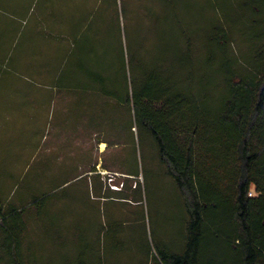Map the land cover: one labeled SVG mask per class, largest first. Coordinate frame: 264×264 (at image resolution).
I'll return each mask as SVG.
<instances>
[{
    "label": "trees",
    "instance_id": "trees-1",
    "mask_svg": "<svg viewBox=\"0 0 264 264\" xmlns=\"http://www.w3.org/2000/svg\"><path fill=\"white\" fill-rule=\"evenodd\" d=\"M129 1L99 0V7L93 5L87 11H76L75 4L66 1L61 10H66L70 22L63 33L93 36V29L104 19L100 11L115 8L114 22L106 31L110 41L107 43L104 32L100 63L95 59V68L86 72L92 85L88 89L125 104L129 109L127 128L132 131L135 126L138 131L143 127L155 142L164 172L174 180L186 211V246L177 252L159 250L158 257L153 255L151 260L120 259L116 251L121 243L119 229L111 231L106 255V234L90 243L80 218L75 222L78 233L73 256L68 257L66 250V256L57 260L54 256L29 258L24 256L22 243L24 209L10 203L0 222L2 264H199L196 252L204 227L212 228L227 247L229 259L224 264H264V0H205L220 24L201 14L199 22H193L196 13L191 15L192 10L187 23L175 10L167 23L170 16H165L169 11L164 8L169 0H151L159 7L146 5L149 23L145 30L140 21L129 25ZM53 2L41 9L43 22L50 24L47 34L60 8ZM236 34L246 43V51L235 47ZM196 38L204 48L201 56L196 55ZM148 40L147 45L142 42ZM163 50L167 55L175 50L178 57V88L162 85L158 82L162 78L155 77L157 70L167 75V58L158 63L164 68L153 66L155 55ZM107 55L113 58L108 60ZM68 79L73 84L70 75L61 85ZM184 82L187 92L182 88ZM56 187L33 195L28 202L40 203ZM134 201L140 203L141 197L134 196ZM10 218L14 220L8 227ZM150 253L148 247L147 256Z\"/></svg>",
    "mask_w": 264,
    "mask_h": 264
},
{
    "label": "rangeland",
    "instance_id": "rangeland-1",
    "mask_svg": "<svg viewBox=\"0 0 264 264\" xmlns=\"http://www.w3.org/2000/svg\"><path fill=\"white\" fill-rule=\"evenodd\" d=\"M17 1L0 0V222L8 204L24 209L21 216L24 256L35 259L53 256L61 259L66 256V250L68 257L73 256L78 233L75 222L81 219L82 227L88 229L90 243H97V239L102 240L106 234V255L114 227L119 229L121 243L116 251L120 259L151 260L153 255L158 257L159 250L183 251L186 211L174 180L164 172L155 142L148 138L145 128L138 131L135 126L132 131L127 128L129 109L125 104L105 98L96 89L94 92L88 89L92 85L86 72L94 67L95 59L100 63V40L104 39V32L107 43L110 41L106 31L114 22L115 8L109 6L100 11L105 22L101 20L102 25L93 29V36L98 40L90 33L75 37L61 32V51L55 38L47 39L41 33L40 37H33L30 32L29 29L37 28L38 10L53 1L63 9L67 1L72 6L75 4L76 11H87L93 5L99 7V0H78L77 3L76 0H40L28 15L24 13L27 12L24 5L32 0ZM151 2L129 1L130 26L140 21L145 24L142 28L148 29L146 5L159 7ZM167 9L169 14L165 16H170L165 20L167 23L174 10L186 23L191 10V15L196 13L193 22L197 23L200 14L206 20L216 15L205 0H185L184 3L169 0L164 11ZM41 22L42 18L40 28ZM213 22L220 24L216 18ZM9 24L16 31L10 29ZM122 24L119 17V25ZM112 34L115 36L114 32ZM234 36L238 41L235 47L246 51V43L240 42L237 34ZM37 40L40 53L36 48ZM142 42L147 45L150 40ZM154 42L152 39V44ZM23 44H28L29 48ZM195 45L196 55H203L204 48L197 38ZM141 53L138 49V54ZM157 53L153 66L160 65L158 63L165 58L168 63L164 69L167 75L157 70L155 77L162 78V82L158 81L162 85L168 83L178 88L181 82L175 80L179 71L175 50L169 55L164 50ZM17 63L22 64L25 72L27 67L32 71L34 65L40 64V82L30 71L26 75L16 72L14 64ZM162 68L158 66L159 70ZM49 71L57 72V79L63 78L58 83L71 75L72 87L50 86L52 73ZM182 88L187 92L185 82ZM101 140L107 145L102 150ZM61 183L65 188L56 187ZM55 187L40 203L28 202L33 195ZM133 194L141 197L140 203L134 201ZM13 220H8V227ZM45 225L47 232L41 234ZM212 231L204 227L196 252L199 264H224L229 259L227 247ZM148 247L151 253L147 256Z\"/></svg>",
    "mask_w": 264,
    "mask_h": 264
},
{
    "label": "crops",
    "instance_id": "crops-1",
    "mask_svg": "<svg viewBox=\"0 0 264 264\" xmlns=\"http://www.w3.org/2000/svg\"><path fill=\"white\" fill-rule=\"evenodd\" d=\"M21 1H17V3H20ZM38 2H40V0H32L30 3H28V5H24V6H26L27 8H26V10H27V12H24L26 15H28L29 13H31L32 12V8H33V6H34V4L36 5ZM59 7L60 8H58V14H57V16H55V18H54V22L52 23V31H50V34H47L45 31H47V28L48 27H50V24L49 25H47L46 23H44V22H41V28H40V18H42L43 17V13L41 14V11L40 10H38L40 13L37 15V22H38V24H37V28H32V29H29L30 30V32L33 34V37H34V35H38L39 37H40V33L41 32H43L44 34H47L48 35V37H46L45 36V38H49V39H53V38H55V40H57V45L59 46V49L62 51L63 50V48L61 47V43H62V41H61V38H60V35H61V32H63L64 31V29H66L67 27L69 28V22H70V19L67 17V14H65L66 12V10L65 11H63V10H61V5H59ZM17 13V12H16ZM18 15V14H17ZM19 17V16H18ZM23 17H25L26 18V16H23ZM20 18H22V17H20ZM43 21V20H42ZM10 26H9V28L10 29H12L13 31H16V28L13 26V25H11V24H9ZM61 25L63 26V28H61ZM49 33V32H48ZM66 34V33H65ZM64 33H63V35H65ZM70 36V34H66V36ZM25 39H27V37L25 38ZM40 39V38H39ZM38 41V43L36 44V48H37V51L40 53V41L39 40H37ZM24 46H26L27 48H29V45L28 44H23ZM64 53V52H63ZM28 64H30V63H28ZM14 68H15V70H16V72H18L19 74H25L26 75V72L27 71H30V67H27V69H26V72H25V68L22 66V64L21 63H17V64H14ZM30 72H32V74H34V76H35V78L38 80V82H40V74H41V70H40V64H39V66L38 65H34L33 67H32V71H30ZM50 72V74L52 73V76H51V79H52V83H50V86H52L53 88H62V87H67V88H70V87H72V83L70 82V79H68V81H66L65 83H63L62 85H61V83H58V81H59V78L57 79V72L55 73L54 71H49ZM55 74H54V73ZM29 73V72H28ZM40 88V87H39ZM39 94L38 95H40V91L38 92ZM51 97V96H50ZM39 100H40V97L38 98ZM72 101V100H71ZM35 102H36V100H35ZM40 102V101H39ZM100 144L102 145V144H104L105 145V148H106V143H105V141H103V140H101L100 141ZM104 147H102L100 150H102ZM104 148V149H105ZM100 163V162H99ZM90 173V172H89ZM45 228V227H44ZM88 230V229H87ZM45 231L47 232V229L45 228V229H42V232H41V234H44L45 233ZM88 239V238H87ZM86 239V240H87ZM87 242V241H86ZM76 245V244H75ZM74 245V246H75ZM45 256V255H44ZM48 257V256H47Z\"/></svg>",
    "mask_w": 264,
    "mask_h": 264
},
{
    "label": "bare ground",
    "instance_id": "bare-ground-1",
    "mask_svg": "<svg viewBox=\"0 0 264 264\" xmlns=\"http://www.w3.org/2000/svg\"><path fill=\"white\" fill-rule=\"evenodd\" d=\"M102 147H105V145H104V144H102Z\"/></svg>",
    "mask_w": 264,
    "mask_h": 264
}]
</instances>
